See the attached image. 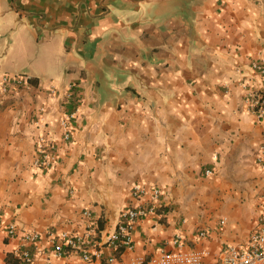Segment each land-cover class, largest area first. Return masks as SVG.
<instances>
[{"label":"crops","instance_id":"obj_1","mask_svg":"<svg viewBox=\"0 0 264 264\" xmlns=\"http://www.w3.org/2000/svg\"><path fill=\"white\" fill-rule=\"evenodd\" d=\"M253 60L264 62V0H0V78L26 77L0 92V218L17 226L0 229V264H22L23 231L40 233L26 243L43 250L35 264H78L77 251L53 256L46 231L82 233L89 210L102 238L139 202L134 184L159 187L162 206L121 259L175 249L178 235L208 252L202 264L246 245L264 210ZM40 133L57 157L45 169L32 165Z\"/></svg>","mask_w":264,"mask_h":264},{"label":"built area","instance_id":"obj_2","mask_svg":"<svg viewBox=\"0 0 264 264\" xmlns=\"http://www.w3.org/2000/svg\"><path fill=\"white\" fill-rule=\"evenodd\" d=\"M251 68L255 70L263 79V86L258 91L249 95L247 102L250 110L260 121L264 122V62L253 60ZM26 84V77L22 74L2 75L0 78V92H6L9 87H18ZM70 89V87H69ZM55 89H51L55 93ZM44 106L38 108V114L34 123L44 126L46 119L44 116ZM73 117L71 113H63L59 124L63 130L64 139L69 137V124ZM264 156V143L257 148L256 160L262 163ZM56 154L53 151L49 139L44 133L37 135L35 140V154L32 160L34 168L45 169L56 162ZM210 169H205V174H209ZM131 196L139 202L129 205L119 212V220L112 231L107 232L102 238L96 235L95 220L89 210L82 212L85 218V230L82 233L60 232L57 236L53 231L47 230L46 234L51 241L52 254L54 257H62L66 252L77 251L79 254L78 264H202V259L208 253L205 250L188 249L183 246L182 238L178 235L173 239L175 249L161 250L157 255L149 258L135 257L129 261L121 259L123 249L133 247V231L136 222L148 215L157 214L160 203L161 189L157 186L146 187L134 184L131 189ZM0 229L6 231L9 237L17 235L15 223H4L0 218ZM204 231H198L197 237L203 236ZM40 239V233L36 231H23L19 240L21 248L15 249V256L21 260L22 264H35V256L42 255L41 248L34 251L26 247V243H36ZM110 248L111 252L103 253V247ZM216 264H264V210L261 213L257 225L248 236L246 245H228L223 251L216 253Z\"/></svg>","mask_w":264,"mask_h":264},{"label":"rangeland","instance_id":"obj_3","mask_svg":"<svg viewBox=\"0 0 264 264\" xmlns=\"http://www.w3.org/2000/svg\"><path fill=\"white\" fill-rule=\"evenodd\" d=\"M5 40H6V39H5ZM5 43H6V42H5ZM5 43H4V44H5ZM31 50H32V51L36 50V47H35L34 44H33V46L31 47ZM15 75H17V74H15ZM10 76H11V75H10Z\"/></svg>","mask_w":264,"mask_h":264}]
</instances>
